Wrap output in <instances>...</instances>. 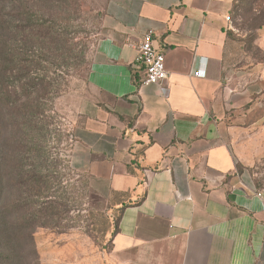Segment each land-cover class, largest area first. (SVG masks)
I'll use <instances>...</instances> for the list:
<instances>
[{
    "label": "crops",
    "instance_id": "obj_1",
    "mask_svg": "<svg viewBox=\"0 0 264 264\" xmlns=\"http://www.w3.org/2000/svg\"><path fill=\"white\" fill-rule=\"evenodd\" d=\"M233 1H103L71 163L120 212L107 264H264V190L230 146L264 83L224 65ZM149 30L169 75L141 86Z\"/></svg>",
    "mask_w": 264,
    "mask_h": 264
},
{
    "label": "rangeland",
    "instance_id": "obj_2",
    "mask_svg": "<svg viewBox=\"0 0 264 264\" xmlns=\"http://www.w3.org/2000/svg\"><path fill=\"white\" fill-rule=\"evenodd\" d=\"M80 1L83 12L78 16L72 15L70 7L54 6L49 0H39L36 8L58 21V27L63 32V49L60 50L63 64L73 60L72 57L67 58V49L75 46L74 43L77 44L76 52L84 51L88 63L76 74L73 71L65 74V67L56 70L49 62H44L47 81L62 75V83L57 92L51 85H47L43 97L31 89L30 99H21L24 103L15 106L10 103L8 106L0 102L2 171L10 172L6 165L8 147L18 151L19 140H29L33 145L43 144L48 155V165L54 168L50 172L44 169L43 172L51 173L54 180L51 179L52 183L43 187L41 192L45 195L38 205L51 199L68 206L61 226L54 227V221L50 218L40 220L47 223V226L36 228L30 245L28 243L27 247L20 249L19 264H107L106 254L112 247V237L117 230L120 212L95 194L90 186L87 187L85 181L88 177L76 171L71 163L75 144L74 124L79 121L76 103L89 92L86 75L98 40L104 32V0ZM237 5L241 9L237 17L235 13L232 21L224 65L240 71L255 70L251 76L262 79L264 83V25L255 26L264 19V0H239ZM23 6L24 0H0V17L3 20L0 25V47L10 48L13 44L12 40L16 36L11 35L6 26L9 21H18L19 17L22 20ZM236 7L234 9L232 6L231 13ZM22 34L17 44L21 46L22 52L26 51L23 56L27 60V70L31 77H35L42 72L36 61L44 48L37 39L29 36L24 38ZM72 36H76L75 41L71 40ZM0 79L5 81L1 74ZM16 85L21 92L19 82ZM39 102L43 108L40 109L43 111L41 115L37 113ZM231 117L234 128L230 146L238 167L249 170L259 188L264 190V91L250 105L233 113ZM9 179H5L8 194L4 202L18 193Z\"/></svg>",
    "mask_w": 264,
    "mask_h": 264
},
{
    "label": "trees",
    "instance_id": "obj_3",
    "mask_svg": "<svg viewBox=\"0 0 264 264\" xmlns=\"http://www.w3.org/2000/svg\"><path fill=\"white\" fill-rule=\"evenodd\" d=\"M38 1L24 0L22 20L19 17L18 21H9L6 26L9 33L16 36L12 40L13 44H11L10 48L0 47V74L5 77V81L0 79V102L8 106L10 103H14V106L24 103L21 99L31 97V89L38 92L40 97H43L46 93L47 85L48 87L51 85L55 92L59 90L62 83V75L47 81V68L43 66L44 62H49L56 70L65 67V74H69L71 71L76 74L82 66L88 63L84 51L81 53L76 52L77 44L74 43L75 46L67 49V58L72 57L73 60L70 62L66 61L63 64L60 59L62 57V51L60 50L63 49L62 43L64 42L62 38L63 32L58 27L57 19L52 15L46 16L37 10ZM49 1L54 6L70 7L74 16H78L83 12L80 0ZM238 1H234V9ZM234 9L230 14L231 22L235 18V13L237 17L241 8L237 5L236 10ZM17 14L19 15L18 12ZM1 21L3 20L0 17V25L3 24ZM263 25L264 19L255 26L262 27ZM21 34L24 38L29 36L31 39H37L44 48L40 58L36 61L41 66L42 72L35 77H31L30 72L27 70V60L23 56L26 51L22 52L21 46L17 44ZM75 39L76 36H72L71 40L75 41ZM18 82L21 92L17 90L16 83ZM10 96L11 98L15 96L14 100H11ZM39 106V112L37 113L41 115L43 112L40 110L42 108L41 102H39ZM17 146L18 151H12L9 147L10 151L6 149V165L8 170H10L9 173L2 171V163H0V264H19L20 249L23 246L27 247L28 243L30 245L36 228L47 226V223H42L40 220L50 218L54 221V227L61 226L62 220L66 218L68 207L63 202L58 200L51 201V199L43 201L41 206L38 205L43 200L41 198L45 195L44 192H41L43 187L50 185L52 180H54V176H51V173H44L43 170L47 169L50 172L54 168L51 169L48 165V155L43 144L33 145L29 140H19ZM7 177L10 178V184L12 183L18 189V193L14 197L9 198V201L4 202V197L6 198L8 194L5 184ZM88 183L89 180L86 179L85 184L87 187H89ZM257 185L259 186L258 183ZM12 220L17 221L12 222Z\"/></svg>",
    "mask_w": 264,
    "mask_h": 264
},
{
    "label": "built area",
    "instance_id": "obj_4",
    "mask_svg": "<svg viewBox=\"0 0 264 264\" xmlns=\"http://www.w3.org/2000/svg\"><path fill=\"white\" fill-rule=\"evenodd\" d=\"M230 19V16L228 18ZM138 69L141 70L140 85L161 84L168 78L166 55L157 44L153 30H149L138 46ZM198 76H205L206 70L197 71Z\"/></svg>",
    "mask_w": 264,
    "mask_h": 264
}]
</instances>
